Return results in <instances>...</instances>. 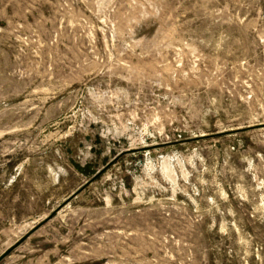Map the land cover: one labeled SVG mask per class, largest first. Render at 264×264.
Masks as SVG:
<instances>
[{
    "label": "rangeland",
    "instance_id": "obj_1",
    "mask_svg": "<svg viewBox=\"0 0 264 264\" xmlns=\"http://www.w3.org/2000/svg\"><path fill=\"white\" fill-rule=\"evenodd\" d=\"M0 264H264V0H0Z\"/></svg>",
    "mask_w": 264,
    "mask_h": 264
}]
</instances>
